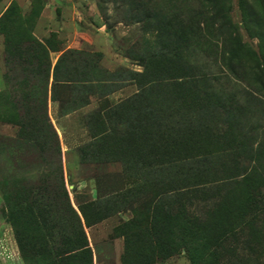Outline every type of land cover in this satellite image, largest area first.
Here are the masks:
<instances>
[{"label":"rangeland","instance_id":"374dc122","mask_svg":"<svg viewBox=\"0 0 264 264\" xmlns=\"http://www.w3.org/2000/svg\"><path fill=\"white\" fill-rule=\"evenodd\" d=\"M63 189L80 264H264V0H0V264H57Z\"/></svg>","mask_w":264,"mask_h":264},{"label":"trees","instance_id":"16d2710c","mask_svg":"<svg viewBox=\"0 0 264 264\" xmlns=\"http://www.w3.org/2000/svg\"><path fill=\"white\" fill-rule=\"evenodd\" d=\"M159 25V24H158ZM160 26H158L159 28ZM157 28V29H158ZM161 29V27H160ZM163 29V27H162ZM161 29V31H162ZM164 33L167 34V37L165 38L164 42L166 43L167 41H174L178 38V35L176 31L173 29V24L172 22L167 24L164 28ZM167 31H169L167 33ZM96 62V60H95ZM59 61L55 64L54 66V74L59 75ZM57 88H61L62 90H67L68 87L66 84H56V87L54 89V95L52 94V98L55 101H61V100H56L57 95L55 94L57 92ZM37 140L41 143L43 147H48L51 156L53 158V166H55V170L60 169V149L58 146V140L57 136L52 129L51 125L49 122L45 119V122L43 121V128L40 130L37 134ZM242 148L247 149L248 146H243ZM186 189V188H185ZM61 199L58 198H51L48 200L49 203V208L51 207L52 203H54V221L59 224V226L65 228L66 230H69V233L71 235V230L75 233L74 236H71L72 239L68 241L66 244V247L64 248L65 251H55V256L57 258V264H80L79 259H81L83 256L88 257L90 256L89 249L86 245L85 238L83 236L82 232V222L88 223V218L85 215V212L83 208L80 206L77 207V210H75L71 204L69 203V199L64 191L61 190V195H59ZM13 200L12 197H8L7 194H3V201L6 207V210L8 211V216H9V223L13 228V233L17 242L18 247L20 248L21 251L25 252V248L29 246V237L22 232L21 230H18L20 227H18L19 220L15 218L14 210H13ZM37 200V203H36ZM34 206L36 208H40L41 206L45 205V202L41 198H35ZM42 203L41 206H39ZM33 205V204H32ZM18 222V223H17ZM69 227V229H67ZM83 242V243H82ZM67 249V250H66ZM90 257L89 260H85L83 264H90ZM125 264V263H124Z\"/></svg>","mask_w":264,"mask_h":264}]
</instances>
